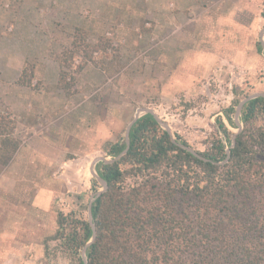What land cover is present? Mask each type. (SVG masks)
Returning <instances> with one entry per match:
<instances>
[{"label":"rangeland","instance_id":"1","mask_svg":"<svg viewBox=\"0 0 264 264\" xmlns=\"http://www.w3.org/2000/svg\"><path fill=\"white\" fill-rule=\"evenodd\" d=\"M76 27L90 42L109 37L118 63H86L66 94L55 55ZM262 28L264 0H0V111L13 116L20 140L0 166V264H77L48 240L57 213L87 218L101 189L90 164L124 137L138 107L194 150L221 136L217 117L235 132L223 110L264 92ZM25 62L34 67L30 86L17 83Z\"/></svg>","mask_w":264,"mask_h":264},{"label":"trees","instance_id":"2","mask_svg":"<svg viewBox=\"0 0 264 264\" xmlns=\"http://www.w3.org/2000/svg\"><path fill=\"white\" fill-rule=\"evenodd\" d=\"M112 47L109 37L90 42L87 31L76 27L55 55L58 87L70 94L76 80L71 73L88 62L117 69L116 53L107 52ZM33 75V65L25 62L17 83L30 86ZM231 113L233 106L223 110L237 128ZM215 121L221 136L196 150L200 158L145 113L130 128L126 152L96 164L107 188L91 206L96 235L86 248L87 264H264V96L242 106V129L233 144L234 132L221 117ZM15 128L13 116L0 111V166L19 148ZM125 147V136L107 142L104 155L114 158ZM71 216L57 213V229L48 240L60 241L68 257L83 264L81 251L92 229L87 218Z\"/></svg>","mask_w":264,"mask_h":264},{"label":"water","instance_id":"3","mask_svg":"<svg viewBox=\"0 0 264 264\" xmlns=\"http://www.w3.org/2000/svg\"><path fill=\"white\" fill-rule=\"evenodd\" d=\"M260 44H261V47H262V53H263V56H264V28H262L260 30ZM257 96H264V92H253L251 94H248L246 95L244 98H242L236 105L235 107V113H234V116H233V120L234 122L236 123V125L238 126L236 128V131L234 132L233 136H232V144L234 143V136L236 133H238L241 129H242V122L240 121V115H241V109H242V106L250 99L252 98H255ZM145 113H151L154 118L156 119V121L158 122V124L168 132L171 140L175 143H177L180 147L192 152L193 154H195L196 156L200 157V158H203L202 156H200L196 150H194L193 148H191L190 146H187L185 144H182V143H179L176 141V135L171 131V128L169 127V125L167 123H165L163 120H161V118L156 114V112L152 109V108H149V107H144V106H141V107H138L137 110L135 111L134 113V116L133 118L130 120V122L127 124L126 126V129H125V142H126V147L124 148V150L122 152H120L116 157L114 158H111L109 156H105V155H101V156H96L91 164H90V172L92 174V176L99 182V184L101 185V189L99 190H96L89 198V202H88V207H87V219L89 221V224L91 226V229H92V234H91V237L89 238V240L85 243L82 251H81V257H82V260H83V264H87V257H86V248L87 246H89L95 239V235H96V231H95V226H94V223L92 221V214H91V206H92V203L93 201L102 193L105 191V189L107 188V182L102 179L100 177V175L98 174L97 170H96V164L97 162L99 161H104V162H111L113 160H116L118 159L122 154H124L128 148V145H129V131H130V128L132 126V124L140 117L142 116L143 114ZM225 151H226V159L229 157L230 155V149L229 147H226L225 148ZM225 159V160H226Z\"/></svg>","mask_w":264,"mask_h":264},{"label":"crops","instance_id":"4","mask_svg":"<svg viewBox=\"0 0 264 264\" xmlns=\"http://www.w3.org/2000/svg\"><path fill=\"white\" fill-rule=\"evenodd\" d=\"M69 163H70V161H68L67 163L64 162V163H63V167H66V168H67V166L69 165ZM5 166H6V165H5ZM66 168L64 169V172H63L64 175H65V171L67 172ZM81 171H82L81 169H77L75 172H76V173H79V174L81 175ZM59 177H61V176H59ZM62 178H63V177H62ZM62 178L59 180L58 185H64V186H65V183H66L67 179H66V178H63V179H64V180H63ZM48 182H53V183H55L56 181H51V180H49ZM48 186H50V185H48ZM49 192H50L51 198H53L54 195H55V193H56L57 191L54 189V187H49V188H48V193H49ZM54 220H55V219H54ZM55 224H57V219L55 220ZM3 226H5V225H3ZM4 233H6V232L3 231V234H4ZM31 247H32V246L29 245V249H32ZM22 248L25 249V250H26V249L29 250L27 244H23V245H22Z\"/></svg>","mask_w":264,"mask_h":264}]
</instances>
